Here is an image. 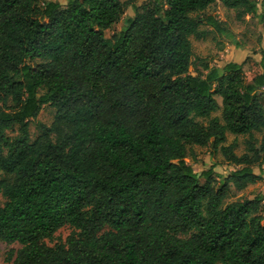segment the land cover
Segmentation results:
<instances>
[{"label": "trees", "instance_id": "1", "mask_svg": "<svg viewBox=\"0 0 264 264\" xmlns=\"http://www.w3.org/2000/svg\"><path fill=\"white\" fill-rule=\"evenodd\" d=\"M135 1L0 0V240L21 244L14 264H264L263 195L225 202L261 179L264 54L249 83L236 61L191 72V36L226 31L207 9L264 20V0H149L107 38ZM195 145L239 167L196 172Z\"/></svg>", "mask_w": 264, "mask_h": 264}, {"label": "rangeland", "instance_id": "2", "mask_svg": "<svg viewBox=\"0 0 264 264\" xmlns=\"http://www.w3.org/2000/svg\"><path fill=\"white\" fill-rule=\"evenodd\" d=\"M43 3L47 0H39ZM66 5L70 0H56ZM261 8L263 0H256ZM149 0H136L133 4L127 5L121 20L113 27L105 30V36L111 38L115 33H119L126 27V19L134 16L135 6H140ZM261 10V9H260ZM207 13H213L216 18L226 28L225 32H218L207 24H202L200 29L204 31L203 37L191 36L193 43V58L191 72L196 74L203 71V64L210 66H223L226 62L236 61L243 63L245 81L251 82L253 78L263 71L261 66L262 55L264 54V20L259 15H246L241 19L237 17L236 11L225 7L220 1L213 4ZM40 60H34L31 64L35 65ZM44 91L42 90L41 93ZM258 93L261 94V101L264 104V87H260ZM221 102V98H218ZM56 109L51 104L43 105L36 119L30 121L31 140L35 139L40 133L39 122L51 125ZM221 116V109L212 113V116ZM201 120V119H200ZM206 122V120H203ZM263 132L255 131L254 135L260 140ZM7 134L14 137L18 134V126L7 131ZM248 135L233 134L227 132V140L224 145L235 144L234 151L241 155L248 152ZM194 155L188 156L186 161L191 164L196 172L213 168L217 174L227 175L234 168L239 166L227 161L220 148L214 149L211 145L193 147ZM261 179L249 184L243 189L232 187L231 192L225 202L230 203L245 198H251L256 194L263 195L264 198V165L259 172ZM203 181V180H202ZM5 202V197L0 192V203ZM261 212L264 214V199L262 201ZM79 229L70 223L59 228L51 239L45 242L49 246L64 243L66 238L72 233H78ZM188 236V235H185ZM21 247L18 242L7 243L0 240V264H14L17 250Z\"/></svg>", "mask_w": 264, "mask_h": 264}]
</instances>
